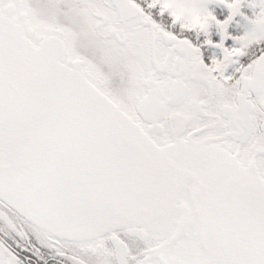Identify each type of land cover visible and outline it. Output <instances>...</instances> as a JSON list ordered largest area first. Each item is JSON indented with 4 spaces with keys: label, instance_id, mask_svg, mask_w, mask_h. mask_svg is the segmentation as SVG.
Instances as JSON below:
<instances>
[{
    "label": "snow or ice",
    "instance_id": "1",
    "mask_svg": "<svg viewBox=\"0 0 264 264\" xmlns=\"http://www.w3.org/2000/svg\"><path fill=\"white\" fill-rule=\"evenodd\" d=\"M0 264H264V0H0Z\"/></svg>",
    "mask_w": 264,
    "mask_h": 264
}]
</instances>
